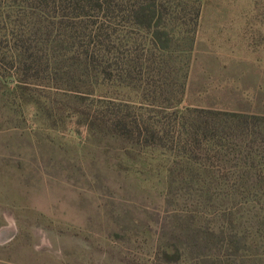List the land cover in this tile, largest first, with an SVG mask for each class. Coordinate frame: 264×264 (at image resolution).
Wrapping results in <instances>:
<instances>
[{
    "label": "rangeland",
    "instance_id": "obj_1",
    "mask_svg": "<svg viewBox=\"0 0 264 264\" xmlns=\"http://www.w3.org/2000/svg\"><path fill=\"white\" fill-rule=\"evenodd\" d=\"M56 1L0 2V264H264V0Z\"/></svg>",
    "mask_w": 264,
    "mask_h": 264
},
{
    "label": "trees",
    "instance_id": "obj_2",
    "mask_svg": "<svg viewBox=\"0 0 264 264\" xmlns=\"http://www.w3.org/2000/svg\"><path fill=\"white\" fill-rule=\"evenodd\" d=\"M18 0H8V3L9 2H12V3H15V2H17ZM39 1H42V0H39ZM56 0H54V2H55ZM79 1H86V5H88L90 8H91V6H92V4L91 3H94V7H98L99 9L101 8V5L102 4H98V0H79ZM0 2H1V0H0ZM57 2V1H56ZM64 2H69V1H67V0H60L59 1V3H64ZM91 5V6H90ZM138 14L139 15H147V13H146V11H143V10H141L140 9V11L138 12ZM137 14V15H138ZM148 19H149V22H150V20H151V18H149L148 17ZM264 195V194H263ZM262 197V196H261ZM264 197V196H263ZM264 200V199H263Z\"/></svg>",
    "mask_w": 264,
    "mask_h": 264
},
{
    "label": "bare ground",
    "instance_id": "obj_3",
    "mask_svg": "<svg viewBox=\"0 0 264 264\" xmlns=\"http://www.w3.org/2000/svg\"><path fill=\"white\" fill-rule=\"evenodd\" d=\"M8 230L9 229H2V230H0V240L6 237V235L9 232Z\"/></svg>",
    "mask_w": 264,
    "mask_h": 264
}]
</instances>
